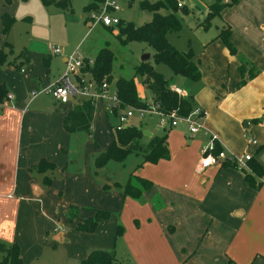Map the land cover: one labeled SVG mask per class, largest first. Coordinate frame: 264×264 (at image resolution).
I'll return each mask as SVG.
<instances>
[{
  "label": "crops",
  "instance_id": "obj_1",
  "mask_svg": "<svg viewBox=\"0 0 264 264\" xmlns=\"http://www.w3.org/2000/svg\"><path fill=\"white\" fill-rule=\"evenodd\" d=\"M11 6L0 0V47L7 39L2 16H14ZM218 18L221 28L230 26L238 52L260 73L240 87L239 60L218 36L193 51L200 79L176 75L171 85L205 112L203 127L191 133L181 122L155 135L137 126L144 143L166 135L169 148V158L156 163L128 156L137 159L129 172L140 164L136 175L153 183L143 202L124 197L119 188H102L95 155L89 159L86 148L82 153V140L77 141L81 133L64 129L69 103L44 91L63 76L69 55L59 58L51 49L38 92L35 61L32 74L22 68L15 80L9 64L0 69V83L10 95L0 104V240L17 244L24 264H80L94 249L113 250L121 264H264V176L255 189L242 168L226 166V161L200 169L202 149L212 133L227 154L252 153L264 167V0H240ZM23 54L45 53L27 48ZM42 160L56 168L34 169ZM87 206L119 210L124 233L114 237L106 221L93 232L80 231L79 223L94 215ZM70 208L78 209L72 218Z\"/></svg>",
  "mask_w": 264,
  "mask_h": 264
},
{
  "label": "trees",
  "instance_id": "obj_2",
  "mask_svg": "<svg viewBox=\"0 0 264 264\" xmlns=\"http://www.w3.org/2000/svg\"><path fill=\"white\" fill-rule=\"evenodd\" d=\"M8 3L10 0H6ZM104 0H88L85 6V12L88 20L92 11H97ZM240 0H230L227 3L223 0H215L211 5V13L206 16L204 24L207 28L210 20L230 10ZM46 6L56 5L61 9L68 8L67 0H42ZM186 5V4H185ZM178 7L176 0H160L156 3H151L145 0L142 3L143 8L153 12V19L142 25L135 26L132 23H125L123 20L115 27H105L107 31L113 33L115 29L119 31L116 35L121 43L138 40L147 43L154 50V58L158 62L166 63L174 72L175 75L184 76L190 80L196 81L201 77L198 64L195 61V54L192 50L180 51L175 48L167 39L168 32H177L181 29V21L177 16V11L182 9L184 13L190 12L186 6ZM170 9L169 13L161 14L160 8ZM15 23V17L9 14L2 16L3 34L7 38L9 32ZM226 30L221 29L217 38H219L227 50L236 55L239 60V71L241 74V81L239 86L246 85L249 81L255 78L260 70L245 56L240 54L237 48L232 43L230 26H226ZM92 28V27H91ZM6 48H11V44L6 39L5 45L0 47V69L10 64L8 60V53ZM93 63H89L87 57L84 58L82 66L83 72L90 73L92 79L100 86L104 81L110 82L113 80V72L115 67L116 55L111 48L109 42L102 47L98 53L92 58ZM136 77H140L143 84L150 91L152 97V104L156 105L162 112L171 113L177 111L179 115L186 116L194 110V103L192 97L189 95L183 96L172 89V85L167 81L162 74L154 70L149 61H142L135 66L132 76H119L115 81V90L122 105H130L136 107H147L146 101H143L138 94ZM9 90L4 83H0V104L8 98ZM76 105L63 118L64 129L71 133H85L91 134V126L95 115V102L91 100H81L75 102ZM151 105V104H150ZM115 111V110H114ZM118 111V110H117ZM116 112V111H115ZM143 130L140 127L127 125L120 130L113 128V140L106 150L94 156L95 175L99 176V170L104 169L110 162L123 163L130 155H137L143 158V161L156 163L162 159L169 158V148L167 143V136H153L148 143H144ZM221 149L217 147L216 153ZM77 162L76 160H74ZM226 166L238 168L235 162L226 161ZM139 164L137 166L140 167ZM248 168H242L245 180L249 186L260 189L263 184L262 178L264 176V167L256 160L251 158L247 161ZM56 166L46 160L39 162L34 167L36 170H52ZM129 173L128 178L123 181L111 182L109 179L103 181L101 186L104 190L119 188L122 190L124 197L132 198L138 202L144 201V193L149 190L153 183L151 180L136 175L135 171ZM76 211L78 209L74 208ZM70 208L68 215L72 218L75 215V210ZM113 213L107 210L96 209L94 215L81 221L78 229L84 232H93L98 224L110 220ZM124 233L122 224L117 225L116 236ZM0 264H24L20 249L17 244H5L0 240ZM80 264H121L117 261L113 250L109 249H94L87 257L80 261Z\"/></svg>",
  "mask_w": 264,
  "mask_h": 264
},
{
  "label": "rangeland",
  "instance_id": "obj_3",
  "mask_svg": "<svg viewBox=\"0 0 264 264\" xmlns=\"http://www.w3.org/2000/svg\"><path fill=\"white\" fill-rule=\"evenodd\" d=\"M68 8L61 9L56 5L46 6L42 0H10L15 16V23L7 37L11 43V48H7L8 60L11 62L9 70L12 72L14 80L17 75L21 76L20 69H25L27 74H32L33 68L30 64L35 61L36 74L35 92H38L43 74L48 71V59L53 46H59L62 50L59 55H71L78 52L81 56H95L98 51L109 42L116 55L113 80L110 82L111 91L114 90L115 81L121 75L130 77L134 73L136 65L142 62V57L149 54L148 60L154 70L163 75L170 83H174L176 75L172 69L163 62H158L154 58L155 50L147 43L133 40L121 43L116 35L119 31L115 29L113 33L106 30L103 25H95L92 28L85 12L88 0H67ZM145 0H118V8L114 15L125 23H132L135 26H142L153 19V12L143 8ZM151 3L160 0H148ZM230 0H223L227 3ZM6 2V0H4ZM185 6L190 12L187 14L179 9L177 16L181 21V29L177 32H168V41L180 51H195L205 42L214 39L221 31V21L217 17L210 20L209 26L202 29L207 21L206 16L211 13V5L215 0H185ZM8 3V2H7ZM170 9L160 8L161 14L169 13ZM207 12L204 16V13ZM200 24V25H199ZM226 26L223 29L226 30ZM26 48V49H25ZM27 48L43 50L45 54L36 56H25L23 53ZM137 91L143 101L152 104L150 91L143 84L140 77H136ZM181 85V84H179ZM40 86V87H39ZM40 91V90H39ZM71 101V102H70ZM66 109H72L76 105L71 99ZM106 101H96L95 117L92 122V134L86 136L78 134L77 137L83 142L82 153L90 159L96 153L102 152L112 141L113 128L119 122L118 114L108 105ZM64 111V108H62ZM131 123V124H130ZM128 125H135L149 129L155 135H160L163 131L160 126V116L155 113H147L144 117H134L128 120ZM74 143V142H73ZM84 145H86L84 147ZM84 150V151H83ZM136 157H130L124 164L110 163L104 169L99 170V176L103 181L109 179L111 182H122V176L131 171L132 165H136ZM92 206H87L89 212L95 211ZM93 209V210H92ZM113 213L112 218L106 221V226L112 229L113 236H116L117 225L122 224L119 215L120 211L101 208ZM86 211V212H88ZM124 226V225H123ZM117 237V236H116Z\"/></svg>",
  "mask_w": 264,
  "mask_h": 264
},
{
  "label": "built area",
  "instance_id": "obj_4",
  "mask_svg": "<svg viewBox=\"0 0 264 264\" xmlns=\"http://www.w3.org/2000/svg\"><path fill=\"white\" fill-rule=\"evenodd\" d=\"M178 7L185 5V0H176ZM118 8V0H104L97 11L90 13L89 19L92 27L95 25H103L105 27L117 26L121 19L114 15V11ZM52 52L56 55L61 54L62 50L59 46H53ZM84 58L77 51L67 57L66 70L63 76L60 77L51 86L44 91L51 94L53 98L61 103L67 104L71 99L75 101L91 100L106 101L108 105L118 114L119 122L115 129L120 130L127 126L128 120L134 117L142 118L147 113H155L160 116V126L164 129H169L177 126L179 123L184 122L191 133L198 132L203 127V120L205 112L200 108L194 110L186 116L179 115L177 111L171 113L162 112L156 105L151 104L147 107H136L130 105H122V102L117 96L116 90L111 91L110 84L104 81L100 86L92 79L90 73L83 72L82 66ZM89 63L92 64V58H88ZM172 89L180 95L186 94L177 87ZM43 91V92H44ZM10 97V95H8ZM118 110V111H117ZM247 123V125H249ZM218 136L211 134L208 146L202 149V156L200 160V169H205L209 166L221 163L223 161L235 162L238 168H248L247 161L253 158L252 153H244L236 155L233 153L227 154L224 150L216 153V141ZM248 140L251 144L257 145L258 141L255 138Z\"/></svg>",
  "mask_w": 264,
  "mask_h": 264
},
{
  "label": "water",
  "instance_id": "obj_5",
  "mask_svg": "<svg viewBox=\"0 0 264 264\" xmlns=\"http://www.w3.org/2000/svg\"><path fill=\"white\" fill-rule=\"evenodd\" d=\"M150 55L149 54H145V55H143V57H142V61L144 62V61H148L149 59H150ZM145 134H148V133H146L145 132Z\"/></svg>",
  "mask_w": 264,
  "mask_h": 264
}]
</instances>
